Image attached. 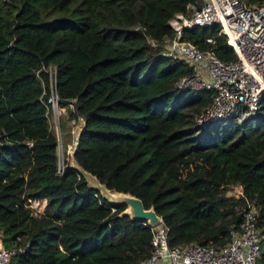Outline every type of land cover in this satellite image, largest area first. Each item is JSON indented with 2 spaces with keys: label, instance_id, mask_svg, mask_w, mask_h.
I'll use <instances>...</instances> for the list:
<instances>
[{
  "label": "trees",
  "instance_id": "16d2710c",
  "mask_svg": "<svg viewBox=\"0 0 264 264\" xmlns=\"http://www.w3.org/2000/svg\"><path fill=\"white\" fill-rule=\"evenodd\" d=\"M201 1L0 0V239L25 249L9 264H133L150 253L148 227L119 217L125 208L103 200L68 159L58 173L50 68L59 108L82 121L74 165L152 207L170 246H224L237 207L255 202L264 264V96L253 123L199 133L194 117L213 92L176 89L192 70L148 42L172 38L169 20ZM219 29L184 32L182 42L233 62ZM237 185L242 195L227 196Z\"/></svg>",
  "mask_w": 264,
  "mask_h": 264
},
{
  "label": "built area",
  "instance_id": "2783aa9c",
  "mask_svg": "<svg viewBox=\"0 0 264 264\" xmlns=\"http://www.w3.org/2000/svg\"><path fill=\"white\" fill-rule=\"evenodd\" d=\"M219 25V34L233 50L236 60L223 62L212 50L203 52L182 42L184 32L196 28ZM173 37L156 43L164 57L185 63L192 73L179 78L175 87L182 92L211 90L210 104L194 117L197 132H203L215 123L241 125L260 118L264 96V1L244 6L239 0H202L190 4L186 13L175 14L168 22ZM206 43L214 45L212 38ZM50 74L49 97L51 109L61 111L55 90V69ZM71 107V106H70ZM61 115V113H60ZM75 143V141H74ZM4 143L0 141V148ZM66 167L58 168L63 173ZM242 195L237 185L227 196ZM260 206L247 200L237 207L241 221L230 230V240L224 246H201L188 243L169 245V229L162 219L154 227L143 223L151 231L149 256L133 264H262L259 262L261 234L256 226ZM25 249L7 250L0 239V264H9Z\"/></svg>",
  "mask_w": 264,
  "mask_h": 264
},
{
  "label": "water",
  "instance_id": "95a60500",
  "mask_svg": "<svg viewBox=\"0 0 264 264\" xmlns=\"http://www.w3.org/2000/svg\"><path fill=\"white\" fill-rule=\"evenodd\" d=\"M77 140L78 137H76L75 143ZM75 150L76 149H74L73 153ZM70 167L82 174L88 182V185L96 190L101 195L103 200H105L110 206L125 208L124 211L120 213L119 217H128L133 222L146 223L150 227H154L160 223L161 217L156 214L152 207L145 209L143 202L139 198L130 194L115 192L107 189L105 185L100 183L96 176L86 172L81 167L74 165L73 160H71Z\"/></svg>",
  "mask_w": 264,
  "mask_h": 264
},
{
  "label": "rangeland",
  "instance_id": "374dc122",
  "mask_svg": "<svg viewBox=\"0 0 264 264\" xmlns=\"http://www.w3.org/2000/svg\"><path fill=\"white\" fill-rule=\"evenodd\" d=\"M244 4L242 0H239ZM246 6V4H244ZM61 113V115H60ZM68 114L66 109L57 110L51 109L48 115L49 125L51 130L54 132L58 142L57 153L59 157L60 166H63V160H69L71 162V156L74 151V139L78 137V133L82 126V121L69 120L67 118ZM62 125V127H60ZM70 131V135L72 136V142L68 140L66 132ZM68 156V158H67Z\"/></svg>",
  "mask_w": 264,
  "mask_h": 264
},
{
  "label": "crops",
  "instance_id": "0c3cea01",
  "mask_svg": "<svg viewBox=\"0 0 264 264\" xmlns=\"http://www.w3.org/2000/svg\"><path fill=\"white\" fill-rule=\"evenodd\" d=\"M74 141H75V139H74Z\"/></svg>",
  "mask_w": 264,
  "mask_h": 264
}]
</instances>
